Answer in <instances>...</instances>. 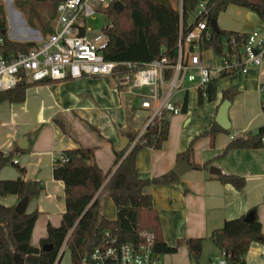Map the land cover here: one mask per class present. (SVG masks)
Segmentation results:
<instances>
[{
    "label": "crops",
    "instance_id": "0c3cea01",
    "mask_svg": "<svg viewBox=\"0 0 264 264\" xmlns=\"http://www.w3.org/2000/svg\"><path fill=\"white\" fill-rule=\"evenodd\" d=\"M217 23L224 30L241 34L257 31L264 36V17L247 6L230 3L218 15ZM8 37L12 39L11 35ZM215 79L214 101L199 104V92L193 83L176 92L173 98L182 95L172 100L186 107L181 113L168 116L167 140L160 149L143 148L136 158L141 178L157 177L173 170L179 160L189 158L192 168L178 176L179 180L151 185L145 191L152 196L168 245L175 246L180 239L204 238L199 258L202 264H207L210 255L218 257L222 253L218 247L219 253L211 250L209 241L213 242L211 233L226 220L254 209L264 233V146L230 149L224 153L233 139L264 125L261 105L264 63L251 67L247 73L234 72ZM115 86L114 76L46 80L29 86L22 102H0V150L13 151V160L18 161V165L11 162L16 169L7 175L1 176V169L0 178L21 177L43 184L40 194L29 200L26 209L27 212L39 211L32 230V245L40 247L41 240L48 235V226H60L66 211L64 182L53 175L55 160L67 149L93 147L95 163L104 172H113L115 146L119 144L120 135L138 133L143 128L148 112L139 107L140 97L118 93ZM225 89L237 90L228 110L230 127L212 138L204 132L217 123ZM24 137L27 138L26 148L19 146ZM211 166L219 168L220 173H210ZM221 174L243 177L244 186L237 188L222 181ZM10 197L7 202H2V197L0 201L15 206L20 200L17 195ZM261 251L262 243L253 242L245 258L246 264H258ZM196 261L187 244L182 243L176 252L161 254L156 264H197Z\"/></svg>",
    "mask_w": 264,
    "mask_h": 264
},
{
    "label": "trees",
    "instance_id": "16d2710c",
    "mask_svg": "<svg viewBox=\"0 0 264 264\" xmlns=\"http://www.w3.org/2000/svg\"><path fill=\"white\" fill-rule=\"evenodd\" d=\"M53 3L54 0H14L19 8H27L35 2ZM123 10L117 12L113 3L105 9L109 17L106 32L109 35L107 46L103 50L106 60L123 62L131 61L144 64L160 56L175 60L177 42L181 25L187 31L188 16L195 10L200 0H181L182 14L171 0H121ZM248 8L262 16L264 0H247ZM230 4L229 0H206V15L211 38L205 44L219 50L223 40L232 35H240L235 31L219 28L216 33L211 25L212 18H217L221 11ZM7 19L5 7L0 0V34L5 39L4 53L7 57L26 51L35 46V42L16 41L7 35ZM52 31V28L49 29ZM49 32V33H50ZM48 33V34H49ZM245 35V34H242ZM37 83H19L17 86L0 91V102H22L26 97V89ZM207 98L198 93V103L211 102L216 99L217 79H213L207 88ZM236 89H225L224 99L232 100ZM186 105L183 109L185 110ZM223 128L214 123L204 134L212 138ZM169 117L157 120L139 137L135 145H130L123 152H116L115 170L104 172L96 163L91 165L94 157L93 147L80 146L67 149L62 153L65 159L57 158L53 167L54 178L62 180L65 185L66 211L60 226H48V235L41 240L40 247L31 243L32 230L39 211L19 214L14 205H5L0 201V264H56L62 257L64 244L69 248L72 264H81L86 255L91 254L101 242L106 230L111 231L121 241L138 244L145 240L143 232L152 236V248L161 255L174 253L182 243H186L190 255L199 260L203 251L204 238L192 237L178 240L170 246L163 238L160 218L152 202V196L145 191L151 185H165L179 180L171 170L154 178H141L136 165L138 153L145 147L162 148L168 138ZM138 133L130 134V143ZM264 125L256 131L233 139L225 148L254 149L264 146ZM192 145L188 149L191 152ZM14 152L4 153L0 150V170L13 161ZM184 154H182L183 156ZM23 172L22 167H18ZM220 179L230 182L237 188L244 186L243 177L235 174H221ZM43 189L38 180L0 178V198L17 195L19 199L37 197ZM112 199L116 206V218L110 219L105 213V202ZM254 210V209H253ZM246 215L226 220L224 225L214 230L210 238L216 246L226 253V258L234 264H246V255L253 242L264 243L262 224L256 216L251 223L245 221ZM45 244H52L48 251L42 249ZM58 264V263H57Z\"/></svg>",
    "mask_w": 264,
    "mask_h": 264
},
{
    "label": "built area",
    "instance_id": "2783aa9c",
    "mask_svg": "<svg viewBox=\"0 0 264 264\" xmlns=\"http://www.w3.org/2000/svg\"><path fill=\"white\" fill-rule=\"evenodd\" d=\"M115 1L54 0L56 17L52 31L35 46L10 58L4 53L5 39L0 34V91L19 83L114 76L116 91L139 96V107L148 112L143 128L130 143L132 148L157 120L183 111V106L172 99L176 92L186 89V83H193L206 99L207 88L216 77L247 73L251 67L264 63V36L257 31L232 35L223 40L219 50L205 44L211 38L206 0L199 1L198 15L188 23L186 32L181 25L175 60L165 55L144 64L106 60L103 50L109 41L106 32L109 23L91 35L89 20H95L97 14L107 15L105 9ZM261 105L264 115V99ZM60 158L65 159L62 155ZM13 161L18 163L16 159ZM142 236L145 240L133 244L106 230L101 242L81 264H156L160 255L152 248V236L146 232ZM227 261L225 251L213 260L215 264ZM258 264H264V243Z\"/></svg>",
    "mask_w": 264,
    "mask_h": 264
},
{
    "label": "rangeland",
    "instance_id": "374dc122",
    "mask_svg": "<svg viewBox=\"0 0 264 264\" xmlns=\"http://www.w3.org/2000/svg\"><path fill=\"white\" fill-rule=\"evenodd\" d=\"M6 19H7V35L12 37L13 40L23 41V42H35L38 43L41 39H45L50 32L49 29L52 28L56 13L54 12L53 3L51 2H35L31 3L27 6V8H19L16 6L14 0H2ZM171 3L177 7L181 11V0H171ZM198 15V8L188 16V21L192 22L196 19ZM95 20H89V24L92 26L93 31L91 35L97 34L101 31V29L109 23V17L105 14H97ZM190 84V83H186ZM182 94L176 96L173 99H179ZM4 102V101H3ZM16 169V167L8 162L3 168L1 172V176L7 175L9 172ZM11 195L2 197V202H7L10 199ZM105 213L108 218L115 219L116 218V207L113 200L108 199L105 202ZM210 242L211 250H216L218 252L217 246L212 242ZM62 257L58 264H72L70 251L67 246H63L62 248ZM219 253V252H218ZM221 256V254H218ZM217 255H210L207 259V264H215L213 260H215ZM201 263V261L199 260ZM56 263V264H57ZM202 264V263H201ZM227 264H234L231 261H227Z\"/></svg>",
    "mask_w": 264,
    "mask_h": 264
},
{
    "label": "water",
    "instance_id": "95a60500",
    "mask_svg": "<svg viewBox=\"0 0 264 264\" xmlns=\"http://www.w3.org/2000/svg\"><path fill=\"white\" fill-rule=\"evenodd\" d=\"M230 3L238 5V6H246L248 4L247 0H229ZM123 3L121 0H116L113 3V8L117 11L120 12L123 10ZM262 16L264 17V7L262 9ZM210 25L212 29L218 33L219 32V26L217 23V18H212L210 21ZM231 105V101L229 99H225L219 106L217 116H216V122L223 128V129H228L230 127V121L228 118V110ZM26 140L27 138L24 137L22 141L19 143V146L22 148H26ZM130 144V134H121L120 139H119V144L115 146V151L116 152H123L127 149V147ZM95 164V159L94 157H91V165ZM192 168V165L189 163V158L185 157L182 160H179L176 165L174 166L173 170L174 172L178 175L181 176L186 170ZM210 173L212 174H219L220 169L217 168L216 166H211L210 167ZM29 203V198L28 197H23L21 198L18 203L15 205V210L17 213L22 214L26 212L27 206ZM256 218V211L251 210L246 214L245 221L248 223H251L255 220ZM52 248V244H45L42 246V249L45 251H48ZM197 264H200V262L197 260Z\"/></svg>",
    "mask_w": 264,
    "mask_h": 264
}]
</instances>
